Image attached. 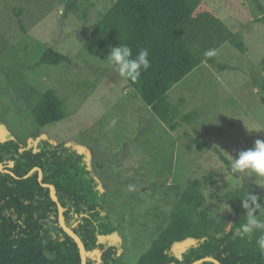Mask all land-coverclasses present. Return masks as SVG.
<instances>
[{"label":"rangeland","instance_id":"1","mask_svg":"<svg viewBox=\"0 0 264 264\" xmlns=\"http://www.w3.org/2000/svg\"><path fill=\"white\" fill-rule=\"evenodd\" d=\"M116 0H0V140L34 146L39 139L65 143L83 153L88 168L105 191L104 212L116 232L99 241L119 248L122 263L135 264L161 229L186 186L202 181L206 205L213 214L232 221L227 194L244 180L231 175L207 142L230 160L264 140V104L258 83L264 76V22L258 21L254 0H205L233 32L216 51L219 68L203 62L168 92L180 115L195 111L189 123L177 119L172 130L112 68L90 32ZM264 8V0H258ZM52 47L68 62L39 64ZM48 89L62 100L65 117L40 126L31 109ZM190 142V148L187 144ZM133 190L129 191V186ZM196 243L186 239L173 246L178 255ZM93 264H100L97 255Z\"/></svg>","mask_w":264,"mask_h":264},{"label":"trees","instance_id":"2","mask_svg":"<svg viewBox=\"0 0 264 264\" xmlns=\"http://www.w3.org/2000/svg\"><path fill=\"white\" fill-rule=\"evenodd\" d=\"M254 1L260 8L257 20L264 22V8ZM90 37L105 56L110 46L119 44L129 46L133 57L141 49L148 50L151 67L141 71L137 81L126 80L172 130L178 126V118L189 123L196 113L180 115L183 99L173 104L167 92L203 62L224 68L217 62L215 51L226 41L235 42L231 29L205 0H116L94 25ZM235 46L244 50L242 42H235ZM208 51L214 54L205 55ZM63 61H70L69 57L47 47L38 63ZM258 85L264 104V76ZM31 114L40 126L57 123L65 117L63 102L48 89ZM193 142L200 149L209 146L229 173L238 175L232 173L231 160L220 149L198 139ZM0 162L17 176L0 170V264H81L78 246L60 226L57 204L49 188L39 181L38 169L31 171L34 167L42 170V182L54 185L64 207V222L81 238L86 250H98L100 264H124L117 246L99 241L116 232L117 226L104 212L106 193L99 188L83 153L46 139L29 147L4 139L0 140ZM202 185L194 179L186 186L167 224L135 264H188L205 256L221 264H264V252L257 245L264 232L257 230L251 237H242L238 231L246 214L242 198L248 191L256 195V187L244 180L240 188L226 195L232 208L228 224L226 217L209 211ZM259 216L264 219V215ZM188 238L196 243L181 252L179 259L173 246ZM87 264H93L90 257Z\"/></svg>","mask_w":264,"mask_h":264},{"label":"clouds","instance_id":"3","mask_svg":"<svg viewBox=\"0 0 264 264\" xmlns=\"http://www.w3.org/2000/svg\"><path fill=\"white\" fill-rule=\"evenodd\" d=\"M213 51H208L205 55H213ZM149 52L147 49L138 51L133 57L132 49L127 45L110 46L106 59L109 65L115 69L122 78L135 82L139 79L141 71H147L151 64L148 59ZM232 173H240L245 175H254L257 177V184L264 189V140L257 139L253 147L240 151L235 159L231 160ZM133 190V186H129V191ZM260 197L248 191L242 198V207L246 210L244 222L240 225L238 231L240 235L251 237L253 232L260 230L264 232V219L257 215V211L261 210ZM224 212H231L232 208L227 204H223ZM257 245L260 251L264 252V235H260L257 239Z\"/></svg>","mask_w":264,"mask_h":264},{"label":"water","instance_id":"4","mask_svg":"<svg viewBox=\"0 0 264 264\" xmlns=\"http://www.w3.org/2000/svg\"><path fill=\"white\" fill-rule=\"evenodd\" d=\"M12 165H13V162L10 163V166H12ZM34 169H38V179H39V181L41 182V184L43 186H47L49 188L50 196H51V198L57 204V208H58V221H59L60 226L62 227V229L67 234H69L75 240V242H76V244L78 246L79 253H80V259H81V264H87V258L88 257L94 256V255H97L99 257L100 252L98 250H94V251H88V250H86L83 241L77 235V233L71 227H69V226H67L65 224L64 217H63L64 207L62 206V204L58 200V197H57V195L55 193L54 185L51 184V183L42 182V170L39 167H34V168L31 169V171H33ZM0 170L1 171H5V172H10L12 175L16 176L12 171H10L7 168H5L1 162H0ZM177 257L179 259H182V256L180 254L177 255ZM203 261H213L216 264H221V262L219 260H217L216 258H213L211 256L201 257V258L196 259V260H194V261H192L191 263H188V264H199V263H201Z\"/></svg>","mask_w":264,"mask_h":264}]
</instances>
